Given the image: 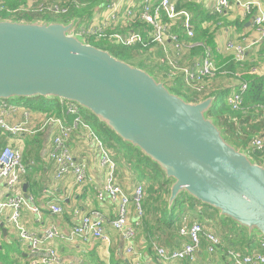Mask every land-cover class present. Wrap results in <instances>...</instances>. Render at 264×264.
I'll return each instance as SVG.
<instances>
[{
	"label": "water",
	"instance_id": "1",
	"mask_svg": "<svg viewBox=\"0 0 264 264\" xmlns=\"http://www.w3.org/2000/svg\"><path fill=\"white\" fill-rule=\"evenodd\" d=\"M77 21L0 20V100L76 104L155 164L180 195L264 237V166L231 145L208 117L214 98L190 103L150 73L87 45Z\"/></svg>",
	"mask_w": 264,
	"mask_h": 264
},
{
	"label": "crops",
	"instance_id": "2",
	"mask_svg": "<svg viewBox=\"0 0 264 264\" xmlns=\"http://www.w3.org/2000/svg\"><path fill=\"white\" fill-rule=\"evenodd\" d=\"M70 1L51 0L50 2H55L66 7ZM158 1L151 0L152 3ZM172 1L177 10L186 11L191 15L194 38L197 29H200L207 36L213 37L215 45L214 50L211 49L213 61L216 64H223V66L219 67L220 74L216 78H210L207 81L206 91L208 93L225 92L227 94V102V99L237 90L238 84L241 82L239 76L242 75V71L235 64L232 55L226 51V45L229 42L247 47L245 64L249 63L252 66L250 70L256 69L259 74L258 76L264 75V60L258 56L259 48L264 39L258 44L253 45L257 38L252 24L253 13H247L242 7L244 3L256 1L260 3L264 11V0H229V8L222 16H218L214 12L217 0ZM29 2L31 3L32 1ZM141 2L142 0L94 1L85 12L87 15L85 14L80 18H72V20L74 19L78 23L80 19L85 18V22L79 25L89 28L99 24L106 14L109 4L119 3V20L108 31L119 35L140 34L145 40V46H142L144 47V52L138 57L140 59L139 62L146 69L150 70V73H156L161 79L164 78L173 82L178 80L177 82L180 83L182 82L181 74L168 77V67L160 63L164 50L161 46L152 43L151 36L149 35L150 27L138 21H127L125 16L126 10L130 8L134 16L137 15L141 10ZM32 3L36 4V2ZM63 16L56 17L60 18ZM61 20L57 19L52 22H62ZM79 31L77 32L78 35ZM170 33L177 35L179 41L187 46L183 50V56L178 58L171 42L168 39L165 41L164 47L167 55L175 60L179 66H189L193 62L201 60L204 46H202V42H197L194 38L192 40L187 38L181 26L180 18L175 19V24L171 27ZM229 62H234L235 64L233 71L223 69ZM163 74L166 75L164 76ZM162 80L160 82L165 83ZM173 82L172 84H174ZM45 102L52 107V110L48 112L30 110L27 107L28 102L22 106L21 103L13 102V100H0V106L3 105L7 108L4 122L11 127L20 126L23 129V131L15 134H9L0 129V153L5 147L19 150L22 156V164L27 167V175L22 179L17 189L10 190L4 183H0V202H5L8 197L15 193L24 196L26 206L21 209L19 226L37 237H41L47 228L55 226L64 236V239L44 243L38 253H32L29 245L19 240L17 230L8 223L11 210L4 209L0 213V264H38V259L46 255L48 248L55 250L62 264H133L134 262L138 264H162L155 257L154 245H159L167 250L180 249L186 243V240L179 236V229L168 232L165 229H161L160 225L162 224L154 222L147 229L145 226H142L136 231V237L132 242L133 250L131 254L125 253L127 243L112 229L109 222L104 225L107 241L102 239L88 241H83L79 238L68 239L73 226L85 215L97 211L108 221L115 218L117 204L108 200L99 202L95 197L96 191L103 185L106 173L100 167V152L95 139L108 150L109 154L115 149H119V146L117 148H106L99 138L97 131L91 128L90 120L86 121L84 119L86 117L84 112L86 111L78 106L82 126L72 129L68 147L75 161L85 166L86 180L83 184L77 185L70 174L56 179L57 167L49 159V152L52 149L53 139L57 136L59 129L55 124H48L46 126L44 124L49 118H56L61 119L65 126L73 127L74 118L72 115L65 114V101L51 99L45 100ZM258 122L260 123V130L255 136L261 135L262 124L260 117L258 118ZM257 129L259 128L257 127ZM28 132L34 133L29 134ZM121 155L123 156L122 152ZM114 159L117 165L116 183L130 200L128 219L131 223L136 222V218L141 221L142 218L140 219L136 216V207L133 201L134 189L137 184L141 183L133 176L131 170H126L124 165L125 159H122L120 156H115ZM154 190L156 191V188ZM159 194H162V192L156 191L153 201L157 200ZM49 203L57 204L62 209V214H52L48 210ZM143 204H146L145 197ZM30 208H35L37 212L30 210ZM149 208V205L146 204L145 209L148 211ZM199 209L200 207H197V210L192 212L194 217L198 216ZM146 220L149 221L150 218ZM223 220L225 218L217 214V224H215L214 220L205 221L209 224L206 226L212 230L213 228H210L212 224L214 225L213 227L219 226V221ZM158 228L160 231H158ZM155 234L161 237V242L155 237ZM254 236L259 237V239L262 237L259 234L253 236L247 234V237ZM198 253L197 260L192 264H220L215 260L212 261L211 256L207 255L206 246H201ZM228 260L226 261L225 259L226 262L222 264H231L229 263L230 260ZM170 264L184 263L173 262Z\"/></svg>",
	"mask_w": 264,
	"mask_h": 264
},
{
	"label": "built area",
	"instance_id": "3",
	"mask_svg": "<svg viewBox=\"0 0 264 264\" xmlns=\"http://www.w3.org/2000/svg\"><path fill=\"white\" fill-rule=\"evenodd\" d=\"M28 4V3H27ZM26 4V5H27ZM229 0H217L215 14L222 16L229 8ZM30 7V4H28ZM39 11L48 12L54 16H61L67 13V8L55 2L45 3L42 0H36L34 5ZM120 4L111 3L107 6L106 14L103 16L99 24L89 28L82 27L79 35L94 39L96 41L106 39L123 47H134L137 45L145 46V40L140 34L119 35L116 33L108 34V29L115 25L119 20ZM242 7L247 13H253L252 24L257 35L254 44H258L264 39V11L259 2H247L242 4ZM253 11V12H252ZM125 16L127 21H138L150 27L152 43L161 46L164 50V55L160 59V63L168 67L167 76L173 77L176 74H181L183 83L186 87L193 91L202 93L206 91L207 81L216 71L214 67L212 51L204 46L200 61L193 62L189 66H179L177 62L171 59L164 47L165 41L168 39L178 58L183 56V50L187 48L182 44L177 35L171 34L170 29L175 24V19H181V26L189 40L194 38L191 15L186 11L177 10L172 0H159L151 2V0H142L140 12L134 16L133 11L128 8ZM134 16V17H133ZM77 35V34H76ZM78 35V36H79ZM226 51L229 52L236 64L242 67L246 62L247 47L241 44L227 43ZM251 74L259 75L256 69L250 70ZM247 89V84L241 81L238 84L237 90L227 99V103L231 109L238 111L243 102V94ZM7 111L6 106H0V129L9 134H15L23 131L20 126L11 127L4 122V115ZM66 115H72L74 118L73 127H68L63 124L61 119L49 118L44 126L55 124L58 127V134L53 139L52 149L49 152V159L54 162L57 167L56 179L62 178L64 175L70 174L73 181L77 185H81L86 180V171L83 164L78 163L73 158L68 147V141L73 128L82 126V119L79 108L76 104L66 102ZM28 116V115H26ZM262 124L261 135L254 136L250 141V148L264 153V110L259 115ZM42 130V128H41ZM29 134L34 132H28ZM95 143L100 152V167L105 170L104 182L102 187L96 191V199L99 202L106 200L114 202L116 206L115 218L108 221L99 212H92L80 218L73 226L69 240L79 238L83 241L92 239H102L107 241V236L104 233L105 223L110 224L112 229L127 243L125 253L131 254L133 250L132 242L136 237V231L141 228L142 222L137 219L131 223L128 219V208L130 200L123 193L121 188L116 183V162L110 156L102 144L95 139ZM264 166V161H263ZM27 175V167L22 164V156L19 150L5 147L0 153V183H4L10 190L17 189L21 184L22 179ZM143 196V187L137 184L134 189V205L136 216L142 218L143 211L141 209V200ZM26 206V199L17 193L8 197L5 202H0V213L4 209H10L11 215L8 218L10 223L18 233L19 240L27 243L32 253H38L41 250L42 244L52 240H63L64 236L55 227L47 228L41 237H37L32 233L27 232L19 226V218L22 207ZM30 210L37 212L35 208ZM48 210L54 215L62 214V209L54 203L48 204ZM179 236L186 240V243L176 250H167L159 245H154L155 257L162 264H170L178 261H195V255L201 249L202 240L207 242L206 251L212 255L219 247V240L216 234L206 229L195 221L192 223L189 219H182V224L179 228ZM229 260L232 264H264V237H261L257 242L256 249L251 254H241L236 251L226 250ZM38 264H62L55 250L48 248L46 255L38 259ZM138 264V263H133Z\"/></svg>",
	"mask_w": 264,
	"mask_h": 264
},
{
	"label": "trees",
	"instance_id": "4",
	"mask_svg": "<svg viewBox=\"0 0 264 264\" xmlns=\"http://www.w3.org/2000/svg\"><path fill=\"white\" fill-rule=\"evenodd\" d=\"M29 1H32L34 3L36 2V0H0V20L25 22L39 20L52 22L56 21L57 19H62L61 21L63 23H68L72 20V18H80L81 16H83L82 12L85 13L90 8L91 3L99 0H71L69 4L66 5V8L68 10L67 13L60 18L48 12L39 11L36 7H34V4L32 2L30 3ZM42 1L45 3H50L51 0ZM27 3L30 4V7ZM84 22L85 18L80 19L78 24ZM195 32V41L202 42V46H206L214 50L215 45L213 42V37L207 36L200 29H197ZM107 33L111 34L112 32L108 31ZM85 41L87 45H91L97 49L107 51L116 59L132 65V59H136L140 56V53L144 52V47L139 45L134 47H123L121 45L117 46L118 44L106 39L96 41L94 39H89L86 37ZM258 56L263 58L264 60V41L259 48ZM138 63V68L145 70L146 67L140 62ZM213 63L214 67H216V71L213 72L211 79L216 78V76L220 74L219 67L223 66V64H216L214 61ZM235 64L234 62H229L223 69L233 71L235 69ZM236 65L242 71V75L239 76V80L247 84V89L242 95L243 102L240 106V110L238 111H235L231 109V107H229L228 103L226 102L227 94L225 92L210 94L205 91L202 93H198L186 87L183 83V80L180 83L177 82L178 80L173 82L165 80L164 78H162V80L154 72H151L150 74H153L152 76L157 78L159 81H164L170 92L182 97L187 102L198 103L207 98L213 97L214 103L207 114L208 117L214 120L215 125L221 131L223 137H225L231 145H233L237 149H242L244 152L245 150L248 151L247 154L250 156L252 161L261 166L264 161V153H261L258 150H253L251 148L249 149V146L251 139L255 135H257L260 130V123L258 122V118L264 110V75L258 76L249 73L252 67L249 63L244 64L242 67H240L238 64ZM157 72L160 73L159 71ZM172 82L174 84H172ZM33 100L35 101L28 102L27 105L30 110L34 109L43 112L52 110V107L48 103H46L43 98H38L37 101L36 99ZM84 113L86 116L84 117V119L86 121L90 120L91 123L93 121V123L98 126V128L96 129L97 134L106 148H117V146H119V149H115L110 154L113 160L116 161L114 159L115 156H120L127 162L130 161L129 159H134L131 161L133 162V164L130 165L131 168H129V170L133 172V176L139 181H148V186L144 187V197L145 203L148 204L150 208L147 211L145 209L146 204H142L141 206V209L143 211L141 227L145 226L147 229V227L152 226V222H154L157 224H162L160 225V227H162L161 229H165L166 231L170 232L180 228L182 219H189L191 223L195 221L204 226L208 225L205 220L216 221V216L218 214L216 210H214L210 206L202 205L198 201L186 195H180L174 201L171 208H168L167 197L169 193L170 181L166 180L158 167L153 164L148 158L143 156L137 149L123 143L114 133H112L108 128H106L103 124L99 123L93 116H91V114H88L87 112ZM257 127L259 129H257ZM121 152L123 153V156L121 155ZM125 153L130 154V156H128L129 158H127V155ZM155 183L159 185L157 191L162 192V194H159L157 200L153 201V197L156 194V191L154 189L157 186L156 185L154 187L153 184ZM146 189L148 190L147 192ZM151 203H155V206H152ZM197 207H200V209L198 210V216L194 217L192 212L194 210H197ZM153 209L155 210V213H153V218H150L149 221L146 220L147 218L145 216L148 215L149 212H152ZM209 211L210 213L207 214V212ZM212 216H215V218ZM218 225L220 233L218 235L216 233L215 234L219 240L220 248H217L215 253L212 255L207 253V255L211 256L212 261L215 260L220 264L225 263L227 259H229L228 255L226 254L227 249L239 252L241 254H251L256 249L259 237H247L246 231L244 229L240 228L226 218L223 221H219ZM159 228L158 231H160ZM206 229L208 230L209 228L206 226ZM209 231L212 230L209 229ZM203 245L206 246V248L208 246L207 242L204 240L202 241L201 246L203 247ZM198 255L199 253L195 255V260H197ZM194 262L187 260L178 261L177 263L192 264Z\"/></svg>",
	"mask_w": 264,
	"mask_h": 264
},
{
	"label": "rangeland",
	"instance_id": "5",
	"mask_svg": "<svg viewBox=\"0 0 264 264\" xmlns=\"http://www.w3.org/2000/svg\"><path fill=\"white\" fill-rule=\"evenodd\" d=\"M83 15H85V13L83 12ZM35 21H37V20H35ZM83 26H81V25H79L78 23H76V26H75V28L73 29V32H72V34H77V32L82 28ZM78 35V34H77ZM80 36V40L81 41H83L84 43H86V41H85V38H83L81 35H79ZM117 46H120V45H117ZM140 55H141V53H140ZM139 58L137 57L136 59H132V63H133V66H135V67H138V65H139ZM124 62V61H123ZM127 63V62H126ZM132 65V64H131ZM159 67H161V66H159ZM145 71H150V70H148V69H146L145 68ZM150 73V72H149ZM166 86V85H165ZM167 87V86H166ZM36 99V101H37V99L38 98H35ZM35 100H33V99H28V100H23V99H17V100H13V102H17V103H21L22 104V106H23V104H25V103H27V102H34ZM29 108V107H28ZM251 123V122H250ZM91 128L92 129H94V130H96L97 128H98V126L95 124V123H93V121H92V123H91ZM252 135V134H251ZM249 149H250V147H249ZM245 152L246 153H248V151H246L245 150ZM126 155H127V158H129L128 156H130V154H128V153H125ZM130 161L129 162H127L126 160H125V163H124V165H125V168H126V170H128L129 171V168H131L130 167V165H132L133 164V162H131L132 160H134V159H129ZM135 163H136V161H135ZM138 163V162H137ZM261 166H263V164L261 165ZM146 174H148V173H146ZM134 180H135V178H134ZM140 183H141V185H142V187H143V196H142V200H141V206H142V204H143V201H144V194H145V191H144V187H147L148 186V181L146 180H140ZM154 185V187L157 185L156 183L155 184H153ZM158 188H159V185H157L156 186V191L158 190ZM168 198V197H167ZM152 204V206H155V203H151ZM153 213H155V210L153 209L152 210V212H149V214L148 215H146V218L147 219H149V218H153ZM210 213V211L209 212H207V214H209ZM212 217H214L215 218V216H212ZM215 224H217L216 223V221H215ZM209 225V224H208ZM214 225L212 224L211 226H210V228L212 229V230H214V231H212V232H214V233H216L217 235L220 233V231H219V228H218V226H215V227H213ZM206 227V226H205ZM155 237H158V239H159V241L161 242L162 240H161V237L160 236H158L157 234H155ZM229 261V260H228ZM229 263H231L230 261H229ZM200 264H202V263H200Z\"/></svg>",
	"mask_w": 264,
	"mask_h": 264
}]
</instances>
